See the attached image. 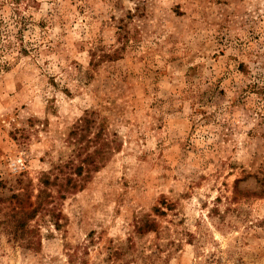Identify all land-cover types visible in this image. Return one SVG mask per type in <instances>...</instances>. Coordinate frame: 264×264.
<instances>
[{"label": "rangeland", "instance_id": "rangeland-1", "mask_svg": "<svg viewBox=\"0 0 264 264\" xmlns=\"http://www.w3.org/2000/svg\"><path fill=\"white\" fill-rule=\"evenodd\" d=\"M0 264H264V0H0Z\"/></svg>", "mask_w": 264, "mask_h": 264}]
</instances>
